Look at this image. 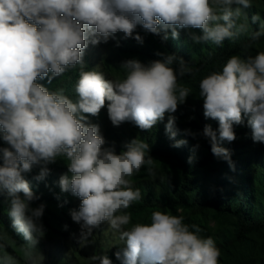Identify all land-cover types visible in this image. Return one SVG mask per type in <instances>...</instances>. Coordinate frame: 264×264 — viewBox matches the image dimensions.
Here are the masks:
<instances>
[{"label": "clouds", "instance_id": "9594fccd", "mask_svg": "<svg viewBox=\"0 0 264 264\" xmlns=\"http://www.w3.org/2000/svg\"><path fill=\"white\" fill-rule=\"evenodd\" d=\"M251 0H0V195L8 204L12 228L26 244L30 264H42L34 251L45 235L42 217L45 205L33 207L34 194L25 174L39 168L34 177L43 181L50 164L59 157L68 172L58 185L81 201L71 209V219L80 226L81 242L107 222L119 232L124 247L115 252L121 264H219L220 249L202 229L184 223V216L153 211L150 223L131 224L127 211L142 200L132 177L147 166L155 176L150 145L137 137L119 154L104 147L106 140L90 116H98L106 101L113 126L131 122L150 131L168 114L165 132L173 147L187 144L175 140L177 118L172 115L186 102L192 89L180 81L195 69L176 54L157 52L162 59L147 64L138 59L122 62V76L108 79L103 71L86 70L84 53L92 45L107 43L117 32L133 37L137 26L168 39L179 37V29H201L189 33L195 43L223 46L242 34L249 39L245 51L264 36V21L257 13L249 33L245 9ZM243 17V20H241ZM134 39L143 43L139 34ZM79 69L73 101L65 89L50 90L38 80L51 83L71 69ZM205 118L218 121V129L205 125L202 135L211 152L232 166L231 153L223 141L236 139L234 125L247 120L254 142L264 143V51L256 55H232L222 70L211 71L199 82ZM186 135L197 134L185 130ZM199 147V145H196ZM193 157H189L191 163ZM129 225H131L129 227ZM91 264H112L107 255L93 254ZM2 264H16L11 255L0 256Z\"/></svg>", "mask_w": 264, "mask_h": 264}, {"label": "rangeland", "instance_id": "374dc122", "mask_svg": "<svg viewBox=\"0 0 264 264\" xmlns=\"http://www.w3.org/2000/svg\"><path fill=\"white\" fill-rule=\"evenodd\" d=\"M252 7L245 9L247 16L249 17V33L252 31H258L260 27V22L252 23L251 17L255 14L261 16L262 21H264V0H251ZM243 20V17H241ZM184 40L180 48L185 55V57L196 64L200 57L207 58L215 52L219 53L216 60L204 65L193 66L199 71H195L191 76H185L180 81L184 86L190 87L192 89L191 94L187 97L186 102L178 106V109L174 115L176 120V128L185 134V130H190L197 135L190 137V145L193 147V151L198 148V151H204V144L206 139L203 138L197 129L199 126V113H204L203 109V99L199 97V82L200 80L211 71L222 70V66L227 62V60L232 55H256L258 51H264V36H262L258 41L253 43V46L247 51L240 46H236L239 40L244 38H250L248 34H242L238 36L234 41L225 40L223 46H216L211 42L207 43H195L191 40L189 33H195L196 35H202L201 29H184ZM139 34L143 37V43H139L134 39V36ZM157 37L155 34L146 32L141 26H137L133 37L125 38L124 33L117 32L113 37H110L107 43H100L98 45H92L89 41L88 47L85 50L83 60H87L86 66L89 70L97 69L98 71H103L106 78L111 79L115 77L122 76V70L119 68L120 64L129 59H138L144 64L154 61V59L142 54L139 50H132L126 48V44L131 46H136L138 48H149L152 53L155 54L156 59H162L161 56H157L156 53H166L170 54L167 49H165L161 43L157 42ZM228 52V55L225 53ZM207 60V59H206ZM85 63V62H84ZM199 112V113H198ZM165 120H168V114L165 115ZM246 120V119H245ZM93 124H98L100 127V133L106 140L104 147H114L115 146V136L123 134V132L129 133L138 131L131 122H124L119 126H113L108 117V111L99 118L91 121ZM245 123V121H244ZM243 123V124H244ZM236 139L229 143L227 141L221 142L220 146L227 147L229 144H237V149L235 151L230 150L231 158L245 159L250 156L254 149L249 147H244L242 143L245 144L254 142L251 135V129L246 128L244 125H238L234 128ZM254 145L259 151L264 150V143L255 142ZM199 145V147H196ZM115 149V147H114ZM222 164L225 162L223 159H219ZM49 166H52L50 164ZM55 168V167H53ZM155 176H150L147 171V166L143 167L141 171L132 177V181L136 182L139 180H149L155 185L159 184L158 188H163V194H165L164 201L166 202L173 197L174 186L179 183V171L175 164L171 161L162 160L159 158L154 159L152 165ZM209 174H215L218 172L216 167H209L205 169ZM204 170V171H205ZM218 175V174H217ZM251 180L245 179L244 174L240 175L239 181H234L230 185L228 192L235 190L230 196L226 197L230 206L235 209L236 207H241L242 210L246 212L248 216L253 219H262L264 217V188L261 183V176H256L254 173H248ZM160 178V182H156L155 179ZM243 179L245 182L243 183ZM220 180V177H218ZM214 184V179L209 178L208 180V191L212 192ZM80 200V199H79ZM163 211L170 212L172 215H182L184 216V223L188 225L195 224L199 226L202 231L201 235L210 236L215 241L216 246L220 249L219 264H264V230L259 232H252L245 236V238L240 239L238 237V221L237 218L231 214L220 215L219 213L208 210L203 212H196L189 209H182L175 206H165L163 209L159 208H148L143 212L137 213L133 206L127 209L132 215L131 224L135 223H150L151 213L153 211ZM64 220H70L71 226L69 229H64L63 234L65 236H60L58 240L51 241L47 243L46 254L50 253H60L62 256H69L73 250V242L79 241L80 247H83L86 251L92 252L94 244L96 242L97 229L93 230V233L86 242H81V230L80 226L75 223L70 215H62ZM104 235L100 237L109 236L112 239V243L115 245H124V241L120 239L119 232H116L109 228L107 222L100 224ZM131 225H129L130 227ZM55 231H51L52 235L49 238L57 239L58 234ZM60 233V232H59ZM93 236V238H91ZM86 262L84 258L79 264Z\"/></svg>", "mask_w": 264, "mask_h": 264}, {"label": "trees", "instance_id": "16d2710c", "mask_svg": "<svg viewBox=\"0 0 264 264\" xmlns=\"http://www.w3.org/2000/svg\"><path fill=\"white\" fill-rule=\"evenodd\" d=\"M179 31L178 38L171 37V31L168 32V39L165 41L162 39L164 33L156 35L157 42L167 49L170 54H176L178 57H182L186 63H189L191 66L204 65L216 60L219 53L215 52L211 55H208L207 58L200 57L196 64H193L188 60L184 53L181 52L182 42L184 40V29H177ZM249 38H244L239 40L236 46L244 44ZM126 48L132 50H139L142 54L156 59L154 53L151 52L149 48H143L140 45V48L136 46H131L126 44ZM228 55V52L225 53ZM207 59V60H206ZM84 64L88 63L87 60H84ZM86 70L88 66H86ZM79 69H71L66 72L63 76L55 78L51 83L47 81V78L44 80H38V83L43 84L45 87L50 90H55L57 88L65 89V94L68 95L73 101L78 97L74 91L76 80L78 79ZM106 101L105 106L100 110L98 116H90V122L96 118L102 117L107 112ZM199 113V112H198ZM199 130L201 136L205 138L202 133L205 125H210L211 128L215 131L218 129V121L205 118L204 113L198 114ZM167 124L165 118L163 121L158 122L156 126L150 131H142L137 126H135L137 133L135 132H123L115 136V151L119 154L124 150V145L129 143L131 140L140 137L144 142L150 145V156L153 159L159 158L166 161H171L175 164L179 171V183L174 186L173 197L164 201L165 194H163V188L159 187V184H154L149 180H139L133 182L134 188H139L142 194V200L139 202L133 203V208L137 213L143 212L148 208H159L163 209L165 206H175L182 209H189L196 212H203L208 210H213L220 215L231 214L237 218L238 221V237L240 239L245 238L246 235L252 232H259L264 230V217L262 219H253L246 214L241 207H236L233 209L226 197L230 196L232 193H235V190L228 192L230 185L234 181H239V176L244 174L245 179L251 180L248 173H254L256 176H261L262 186L264 188V150L259 151L255 148L254 145H257L255 142H248L245 144L242 143L244 147H249L254 149V152H251L250 156H247L245 159H236L231 158L232 166L225 161L223 164L214 156L211 152V145L206 139L204 151H198L196 148L193 151L191 147L190 137L182 133L178 129L177 136L175 140H187V144L181 147H173L174 140L169 139L165 132V125ZM244 125L247 126V120H245ZM238 125H234L235 128ZM5 143L0 140V147H5ZM223 147V146H221ZM229 151H235L237 149V144H229L227 147ZM193 157L191 163H189V157ZM2 163V161H0ZM55 167V168H53ZM209 167H216L218 172L215 174H209L205 169ZM50 173L43 181H37L34 177L38 174L39 168L34 167L32 172L25 174V178L28 180L33 192L39 197L38 200L34 201L32 206L37 207L41 203L45 205L44 214L42 217V223L45 228V235L39 240L37 249L34 251L40 252L43 255L42 264H79L84 258L86 262L82 264H91L89 257L93 254L96 255H107L108 258L112 261V264H121L115 256V252L125 245H115L112 243V239L109 236L100 237L104 235V231L101 226L97 229L96 242L94 244L92 252L86 251L83 247H80L79 241L73 242V250L69 256H62L60 253H50V255H45L47 250V243L51 241L58 240V238L63 234L64 229H69L71 226L70 220H64L62 215H70L71 209H79L81 201L78 197L71 195L70 193L61 192V189L58 185L59 178L67 174L71 176L72 174L68 172L66 161L63 157H59L56 163L49 166ZM205 170V171H204ZM218 174V175H217ZM259 174V175H258ZM220 177V180H218ZM209 178L214 179L213 191H208V180ZM156 182H160V178L155 179ZM245 180L243 179V183ZM8 204L5 202V197L0 195V256L5 254L11 255L14 257L16 264H30L26 259V249L28 245L24 238L15 232L12 228V222L10 217L7 215ZM58 234L57 239L49 238L51 231H55ZM60 232V233H59ZM61 238V237H60ZM93 238V236L91 237ZM54 239V240H53ZM48 248V246H47ZM2 264V261H0Z\"/></svg>", "mask_w": 264, "mask_h": 264}]
</instances>
